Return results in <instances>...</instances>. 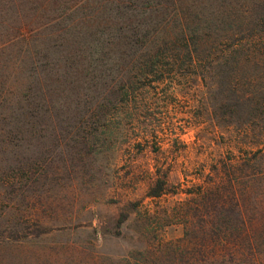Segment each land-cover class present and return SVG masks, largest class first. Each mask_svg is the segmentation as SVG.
<instances>
[{"label": "rangeland", "instance_id": "rangeland-1", "mask_svg": "<svg viewBox=\"0 0 264 264\" xmlns=\"http://www.w3.org/2000/svg\"><path fill=\"white\" fill-rule=\"evenodd\" d=\"M242 11L0 0V264H264V160L176 40Z\"/></svg>", "mask_w": 264, "mask_h": 264}, {"label": "trees", "instance_id": "trees-1", "mask_svg": "<svg viewBox=\"0 0 264 264\" xmlns=\"http://www.w3.org/2000/svg\"><path fill=\"white\" fill-rule=\"evenodd\" d=\"M243 12L223 19L216 31L207 28L176 40L177 49L190 61L204 60L218 67L240 119L239 153L249 163L264 160V14L253 17ZM177 55L173 52L169 57Z\"/></svg>", "mask_w": 264, "mask_h": 264}]
</instances>
